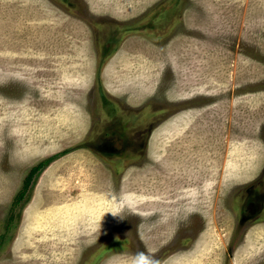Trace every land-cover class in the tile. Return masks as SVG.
Listing matches in <instances>:
<instances>
[{
    "label": "rangeland",
    "instance_id": "obj_1",
    "mask_svg": "<svg viewBox=\"0 0 264 264\" xmlns=\"http://www.w3.org/2000/svg\"><path fill=\"white\" fill-rule=\"evenodd\" d=\"M263 168L264 0H0V264H264Z\"/></svg>",
    "mask_w": 264,
    "mask_h": 264
},
{
    "label": "flooded vegetation",
    "instance_id": "obj_2",
    "mask_svg": "<svg viewBox=\"0 0 264 264\" xmlns=\"http://www.w3.org/2000/svg\"><path fill=\"white\" fill-rule=\"evenodd\" d=\"M150 129V130H149ZM152 128L149 126L143 130L142 135L145 134L141 139L138 140H128V139H112V140H102L99 145H93L91 141L88 145L91 151L96 153L100 159L110 163L115 162H129L134 159H146L147 156V142L149 137V132ZM104 132V129L102 130ZM145 153V156L143 155ZM264 171V168H263ZM263 174V172H262Z\"/></svg>",
    "mask_w": 264,
    "mask_h": 264
},
{
    "label": "clouds",
    "instance_id": "obj_3",
    "mask_svg": "<svg viewBox=\"0 0 264 264\" xmlns=\"http://www.w3.org/2000/svg\"><path fill=\"white\" fill-rule=\"evenodd\" d=\"M104 214L105 213H100L94 219V227L98 231L100 229V221L102 220ZM122 264H161V261L150 252L141 250L128 256L122 261Z\"/></svg>",
    "mask_w": 264,
    "mask_h": 264
},
{
    "label": "trees",
    "instance_id": "obj_4",
    "mask_svg": "<svg viewBox=\"0 0 264 264\" xmlns=\"http://www.w3.org/2000/svg\"><path fill=\"white\" fill-rule=\"evenodd\" d=\"M43 166H45L44 163H41V165H38L37 167H34L29 171L28 175L23 181L22 189L14 196L13 203H18L23 199V197L25 196V192L28 190V186L30 181L32 180V177L36 175Z\"/></svg>",
    "mask_w": 264,
    "mask_h": 264
}]
</instances>
